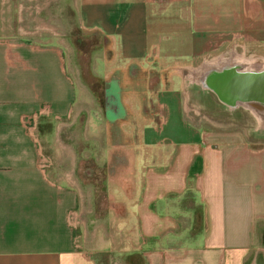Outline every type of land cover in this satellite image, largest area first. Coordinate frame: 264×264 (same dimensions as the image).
I'll return each mask as SVG.
<instances>
[{
    "label": "crops",
    "instance_id": "0c3cea01",
    "mask_svg": "<svg viewBox=\"0 0 264 264\" xmlns=\"http://www.w3.org/2000/svg\"><path fill=\"white\" fill-rule=\"evenodd\" d=\"M10 2L0 0V264H264V134L205 135L184 118L176 70L153 84L161 60L167 74L228 43L222 55L264 59V0H75L79 29L106 42L107 102L91 109L76 105L64 43L30 37L48 31L25 29L23 1L13 28ZM190 69H178L185 84ZM170 117L181 140L154 136ZM78 124L83 153L65 136ZM116 150L126 159L114 174Z\"/></svg>",
    "mask_w": 264,
    "mask_h": 264
},
{
    "label": "rangeland",
    "instance_id": "374dc122",
    "mask_svg": "<svg viewBox=\"0 0 264 264\" xmlns=\"http://www.w3.org/2000/svg\"><path fill=\"white\" fill-rule=\"evenodd\" d=\"M22 1L24 3L26 0H11L10 4H6V11L8 12L10 10L7 14V19L11 15L13 20L12 26L15 29L19 26L16 21V14L18 6ZM24 6L25 9H28L29 13L27 14H30L31 12L33 13V17L29 22H26L27 20H25V22L22 23L25 29H30L31 31L45 29L48 31L41 35L37 34L30 37L39 41L42 39L41 41L45 42L46 40L53 41L58 38L60 42L64 43L70 74H72L71 76L74 79L79 92V96L76 99V105L91 109L94 107L96 101L97 106H102L100 100L95 97L94 91L97 92L99 89L103 88V85H105L100 79L103 78L104 73V67L101 66L100 61L103 58L102 48H105L106 42L102 37L93 36V34L79 29L75 0H34L32 2H25ZM52 29L54 30L53 32L57 31V37H55L54 34L49 33ZM212 36L214 35H211V37ZM51 37H54L55 39H51ZM199 37L200 35H194L195 39ZM217 38L215 40L216 42H218ZM231 46L232 45L228 43L221 48L218 47L213 49L212 47L207 53L195 58H190L185 61L178 59L176 60V65H172L167 74L164 61L161 60L160 65H157L158 72L153 76V84H155L154 88L156 90L164 88L165 85H167L166 81L168 76L172 77L173 72L176 70V74L173 77L175 81V89L179 97L180 105L185 106L186 110L184 118L187 123L200 128L205 135H216L218 132H240V134H244L249 138L261 137V133L258 131L259 129L255 130L256 121L249 113L244 111L231 112L226 110L220 106L218 101L211 95L201 94L196 86L190 88L191 96L189 97V89L185 86V83L182 82L181 77L178 74V69L180 70L181 68L187 67L195 69L204 62H211L214 59H217L220 55L226 54V51L230 50ZM189 72V70L185 71V75H188ZM147 84L148 83L145 82L146 88ZM141 85L144 84L141 83ZM96 117L99 122H102L98 115ZM96 117L95 120H97ZM78 126L75 130H66L65 136L70 139V143L73 144V147L78 152H87L89 147L88 145L84 146L82 142V137L85 136L83 134V128L80 124H78ZM102 126L103 125L99 126L98 129H95L97 134L102 131ZM184 126L178 124L175 119L170 117L165 126L166 131L163 132V128L159 129L161 132L155 131L156 133H154V136L156 138H161V136L164 137L165 135L175 140H181L184 134ZM42 135L43 133L41 136ZM145 148L152 151L151 144L146 145ZM201 232L202 231L197 228L191 232L186 231L185 235L189 238V236L199 235ZM100 244L101 248L107 247L106 244L99 241L98 245Z\"/></svg>",
    "mask_w": 264,
    "mask_h": 264
},
{
    "label": "water",
    "instance_id": "95a60500",
    "mask_svg": "<svg viewBox=\"0 0 264 264\" xmlns=\"http://www.w3.org/2000/svg\"><path fill=\"white\" fill-rule=\"evenodd\" d=\"M186 80L215 96L228 111L249 112L264 134V59L220 57L189 70Z\"/></svg>",
    "mask_w": 264,
    "mask_h": 264
},
{
    "label": "flooded vegetation",
    "instance_id": "af4514ba",
    "mask_svg": "<svg viewBox=\"0 0 264 264\" xmlns=\"http://www.w3.org/2000/svg\"><path fill=\"white\" fill-rule=\"evenodd\" d=\"M232 54H235V53L232 52L231 55H228V56L236 57V54L235 55H232ZM218 58H220V57H218ZM197 88L200 90V93L201 94H203V95H211L212 97L215 98V96L213 94L208 93V92H205V91L201 90L199 87H197ZM94 94H96L98 96V99L100 100L102 106H105L106 105V102H107L106 99H107V94H108V88L106 87V85H103V88L99 89L97 92L94 91ZM219 105H220V103H219ZM220 106H222V105H220ZM222 107L225 108L224 106H222ZM238 111H243V110H237V111H233V112H238ZM244 112H246V111H244ZM246 113H249V112H246ZM252 117H253V119L255 118L254 116H252ZM254 120H256L257 125H258V128H260L261 122L258 121L256 118ZM125 157H126V155H125V153L123 151L120 152L119 150H116L113 153V160H112L111 167H110L111 173L117 174L120 171H122V168H123L122 165H125V163H124V159H126ZM96 179H97L98 182L101 181V177L100 176H98Z\"/></svg>",
    "mask_w": 264,
    "mask_h": 264
},
{
    "label": "bare ground",
    "instance_id": "6f19581e",
    "mask_svg": "<svg viewBox=\"0 0 264 264\" xmlns=\"http://www.w3.org/2000/svg\"><path fill=\"white\" fill-rule=\"evenodd\" d=\"M231 55V54H230ZM232 55H235V54H232ZM220 57H228V56H225V55H222ZM232 57V56H231ZM236 58H240V59H245L247 57H244V56H238L236 55ZM220 58H217V59H214L213 61L209 62V63H215L216 61H218ZM191 70V69H190ZM185 86L189 89V97L191 96V92H190V88L193 87L194 85L190 84L188 81H186V84ZM258 130V129H257ZM259 131V130H258Z\"/></svg>",
    "mask_w": 264,
    "mask_h": 264
}]
</instances>
